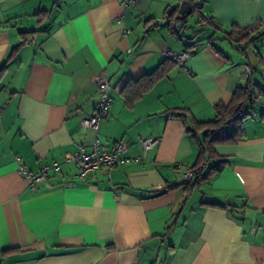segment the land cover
Instances as JSON below:
<instances>
[{"label": "crops", "instance_id": "1", "mask_svg": "<svg viewBox=\"0 0 264 264\" xmlns=\"http://www.w3.org/2000/svg\"><path fill=\"white\" fill-rule=\"evenodd\" d=\"M182 1L0 0L1 264H264V98L248 111L241 142L214 147L224 169L189 187L182 175L198 149L189 121L172 116L213 121L246 69L252 88H264V0L188 1L200 5L188 38L192 17L179 36L168 27ZM243 30L241 44L226 39ZM166 51L189 57L134 98V82ZM103 71L111 108L94 132L80 122L94 113ZM94 139L142 160L76 178L64 153L89 152ZM147 139L156 144L145 151ZM53 163L60 171L34 190L17 173Z\"/></svg>", "mask_w": 264, "mask_h": 264}, {"label": "trees", "instance_id": "2", "mask_svg": "<svg viewBox=\"0 0 264 264\" xmlns=\"http://www.w3.org/2000/svg\"><path fill=\"white\" fill-rule=\"evenodd\" d=\"M188 1L193 2L194 0ZM177 10V7L172 8L167 15V19L170 31L173 35L179 36L180 32L176 34V25H179L181 22L187 25V19L198 14L200 5L194 6L192 11L183 16H178ZM38 16H45L46 18L48 14L39 13ZM39 22H41V19ZM199 24L204 27H211L212 29H220V26L212 18L206 19L200 17ZM182 28L184 27L182 26ZM247 36L246 30H243L237 31V34H227L226 39L229 42L241 44L246 40ZM193 48V44L189 45L187 46V51L190 52ZM215 51L219 53V51ZM175 66L174 62L166 59L153 73L134 82V98L137 99L142 94L148 92L156 82L165 78ZM258 98H264V88L259 87L255 91L252 88L250 80H247L243 86L236 89L231 101L227 105L218 104L214 108L215 118L213 121L198 123L185 110H177L172 113V116L181 118L185 122L189 121L188 124L185 123V129L198 149L196 163L190 169L193 170L194 175L185 181L187 187L194 186L202 181H208L224 169L226 162L216 155L214 147L218 144L235 145L245 138L243 122L248 116L249 107L254 106L256 103L255 99ZM205 165H207V168H204Z\"/></svg>", "mask_w": 264, "mask_h": 264}, {"label": "built area", "instance_id": "3", "mask_svg": "<svg viewBox=\"0 0 264 264\" xmlns=\"http://www.w3.org/2000/svg\"><path fill=\"white\" fill-rule=\"evenodd\" d=\"M121 8H126L129 5L135 4L138 0H116ZM127 30H122V35H127ZM165 59L174 62L176 65H183L186 59L189 57V53L184 51L183 53L176 54L170 51L163 53ZM245 76L248 80L251 78V71L246 69ZM96 86L98 88V104L94 110V113L89 117H85L81 120L80 126L91 129L97 132L100 123L107 117L111 108L110 97V84L109 77L106 71L95 79ZM257 102V99H255ZM253 109L250 106L248 110ZM156 144L153 139H147L142 141V146L145 151L152 149ZM127 147L123 143H116L110 150H103L99 144L98 139H94L90 151L86 152L82 147L78 146L74 152L64 153V159L67 163H73L76 165L78 172L75 175L76 178L83 179L89 174L100 171L103 168H114L124 165L128 162H139L142 158H128L126 156ZM17 160V159H16ZM207 168V165L204 166ZM59 172L60 166L58 163L52 165H43L36 173L28 172L23 166L18 165L17 173L23 178L27 185L34 190L36 185H47V178L49 172ZM194 175L193 170H186L183 173V179L187 180Z\"/></svg>", "mask_w": 264, "mask_h": 264}, {"label": "water", "instance_id": "4", "mask_svg": "<svg viewBox=\"0 0 264 264\" xmlns=\"http://www.w3.org/2000/svg\"><path fill=\"white\" fill-rule=\"evenodd\" d=\"M193 7L194 6H192V4L190 2L182 1L180 3L179 9H178V13L183 16L184 14H186L185 13L186 11H188V12L192 11ZM179 28H180V25H176V29L178 30Z\"/></svg>", "mask_w": 264, "mask_h": 264}, {"label": "rangeland", "instance_id": "5", "mask_svg": "<svg viewBox=\"0 0 264 264\" xmlns=\"http://www.w3.org/2000/svg\"><path fill=\"white\" fill-rule=\"evenodd\" d=\"M192 21H193V22H192ZM196 21H197L196 17H192V20L190 21V23H192L191 26H192L193 28H190V30L184 28V29L182 30V34H183V36H185L186 38H188L189 36H191L192 29H196V30H197L198 26L195 24Z\"/></svg>", "mask_w": 264, "mask_h": 264}]
</instances>
